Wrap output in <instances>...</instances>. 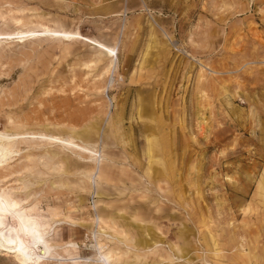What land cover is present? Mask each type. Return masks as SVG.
<instances>
[{
    "label": "rangeland",
    "instance_id": "1",
    "mask_svg": "<svg viewBox=\"0 0 264 264\" xmlns=\"http://www.w3.org/2000/svg\"><path fill=\"white\" fill-rule=\"evenodd\" d=\"M0 133L29 264H264V0H0Z\"/></svg>",
    "mask_w": 264,
    "mask_h": 264
},
{
    "label": "bare ground",
    "instance_id": "2",
    "mask_svg": "<svg viewBox=\"0 0 264 264\" xmlns=\"http://www.w3.org/2000/svg\"><path fill=\"white\" fill-rule=\"evenodd\" d=\"M17 138H24V137L23 135L20 134L19 135L17 134L16 136H10L8 134L0 133L1 163L3 161V158L10 153L9 148H7L6 145L8 143L13 142V140ZM44 138L48 139V141L50 140L55 143H61V144L67 143L68 145L74 147L75 149H78L79 151L96 155V153L91 148L81 144L74 143L75 141L74 142L67 141L54 136L44 137ZM99 165L100 162H98L97 160L96 168H98ZM4 201L5 200L0 197V244L3 245L4 251L14 255V257L19 259L20 261H23L25 264L32 263L33 262L32 260L35 259V256L40 255L41 253L39 252V246H38L39 242H42L41 237L39 236L37 230H35L33 225L31 224L27 225V223H25L26 221L22 220V218L14 210H12ZM29 220L30 219H28V221ZM99 221H100V217H97V222ZM37 257L38 256H36V259ZM100 263L111 264L109 258L104 255H102V261H100Z\"/></svg>",
    "mask_w": 264,
    "mask_h": 264
}]
</instances>
